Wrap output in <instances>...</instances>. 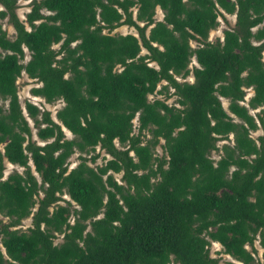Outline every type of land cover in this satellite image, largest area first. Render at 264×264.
Segmentation results:
<instances>
[{
  "label": "trees",
  "instance_id": "obj_1",
  "mask_svg": "<svg viewBox=\"0 0 264 264\" xmlns=\"http://www.w3.org/2000/svg\"><path fill=\"white\" fill-rule=\"evenodd\" d=\"M0 4L15 28L10 37L0 24V264H218L212 240L257 264L246 245L259 238L264 253V133L251 135L264 127V0H31L24 19L17 0ZM224 12L235 23L209 40ZM122 23L137 34L112 32ZM192 56L194 80H178ZM22 71L40 82L34 95L63 100L57 120L22 106ZM162 79L178 104L149 99ZM97 145L110 157L92 166ZM4 158L23 172L3 177Z\"/></svg>",
  "mask_w": 264,
  "mask_h": 264
},
{
  "label": "rangeland",
  "instance_id": "obj_2",
  "mask_svg": "<svg viewBox=\"0 0 264 264\" xmlns=\"http://www.w3.org/2000/svg\"><path fill=\"white\" fill-rule=\"evenodd\" d=\"M31 0H17V7H16V11L17 14L19 15L20 18L24 19L25 18V13L30 9L31 4H30ZM3 8V6L0 4V9ZM134 10H136V7H134ZM163 10L157 6L156 10H155V18L156 19H161L163 17ZM218 24L214 27L211 28L209 30V35H208V39L209 40H215L216 38H223V29L224 28H228L230 26H232L235 23L236 20V15L235 13H227L224 12V15H219L218 17ZM0 24L2 25V27L6 30V33L8 36L13 37L15 35V28L12 25V23L9 21L8 17H0ZM142 24V22L140 23ZM112 32H120V33H127V32H132L134 34H137V30L133 25H128L126 23H122L119 24L118 26H116L115 28L112 29ZM190 43L192 46L197 45V41L192 39L190 40ZM60 42H56L53 43V47L54 48H58L59 47ZM1 51V48H0ZM146 49L142 48L140 53H145ZM30 56V51L25 48V56L23 58V60H27ZM198 62L196 61L195 57L192 56L190 58L188 67L190 69L189 73L185 76L183 75H175V77L182 81V80H188V81H193L194 80V75L192 72V69L194 66H198ZM17 83V94L19 97V100L22 104V106L24 107V101L26 99L32 101L33 103L37 104L41 109L43 108H47L51 111L52 116L54 117V119H56L55 116V112L56 110L62 106V104L64 103L63 100L61 98L56 99L53 102H46L44 100L43 97L39 96V95H34L31 92V87L34 85H38L40 82L36 80V78H32L30 77L25 71H22V73L17 77L16 80ZM166 84V88H163V85ZM160 89V91H159ZM174 91V87L167 84V81L165 79H162L161 81H159L156 91L153 93L148 94L149 99H153L155 97H160L161 99H164L166 102L170 103V104H178L177 103V95L173 93ZM253 93V89L251 87L246 88V95H245V100L243 102L247 103V99L248 97ZM222 103L225 107H227L228 104V99L222 97ZM0 104H3L4 106L7 105V100H3L0 97ZM260 107L257 108H250V112L251 113H256V111L259 110ZM29 123L32 129V137L33 139H38L37 135H36V127L34 126V122L31 118H29ZM57 120V119H56ZM133 131L137 132L138 130V120L137 117L134 118L133 120ZM65 132L67 134L68 137L72 136V133L66 129ZM264 133V127L262 125H258V128H256L255 130L251 131V135L254 138H257V136L259 134ZM144 134L145 137H149L150 133L145 129L144 130ZM230 137H232V134H230ZM164 142L163 138H160V141L155 145L154 148V153L156 155H162L165 154V150L162 146ZM222 143V141H218V144L220 145ZM116 144H118V141L116 140ZM0 148L3 149V144L0 143ZM98 152V156L96 158L95 161H91L88 160V163L92 166H95L96 164H101L104 163V161L110 157V155L108 153H106V151L104 149H102L99 145L96 146L95 150L93 152L87 153V156H89L92 153H97ZM79 151H75L73 152L70 157L68 158V169L75 166L80 158H79ZM211 156L214 158H218L220 156V151H215L213 150L211 152ZM4 163V170H3V177H6L11 171L13 170H17L19 172H23L24 167L20 166L18 164H14L9 162L6 158H4L3 160ZM31 168L33 169L35 175L37 176V178L40 180V175L34 170V165L32 163V161H29ZM113 172V171H112ZM114 176L116 179H118L119 181H121V175H122V171L119 172H113ZM62 196L64 197V199H68L72 202L73 205L77 206L76 203L69 197V195L67 193H63ZM60 203H66L65 200H59ZM36 207H34L33 209H35ZM0 218H2L3 221H8V217L3 215L2 213H0ZM74 219L73 215L70 216V221L72 222ZM32 224V214L24 217L21 221V223L19 225H17L16 227H18L21 230H25L29 225ZM61 235H58L57 238H55V242H59L61 241ZM1 247H3L1 245ZM247 248L250 249V251H252V254L255 257V262L257 264H263V260H264V253H263V247L260 245L259 243V238H256L254 240V250L251 249V246L249 244H247ZM4 250V248H2ZM209 249H210V255L211 256H215L219 258L218 264H226L227 260H231L233 262H238L240 264H242L241 261L236 260L235 258H233L230 254L226 253L223 250L222 245L217 242V241H211L210 245H209ZM169 264H179L178 262H170Z\"/></svg>",
  "mask_w": 264,
  "mask_h": 264
},
{
  "label": "crops",
  "instance_id": "obj_3",
  "mask_svg": "<svg viewBox=\"0 0 264 264\" xmlns=\"http://www.w3.org/2000/svg\"><path fill=\"white\" fill-rule=\"evenodd\" d=\"M157 7V6H156ZM196 46V45H195ZM195 57V56H194ZM225 107V106H224ZM225 108H227V107H225ZM213 241V240H212ZM218 242V241H217ZM247 246V245H246Z\"/></svg>",
  "mask_w": 264,
  "mask_h": 264
}]
</instances>
